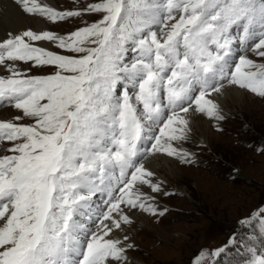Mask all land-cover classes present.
Returning a JSON list of instances; mask_svg holds the SVG:
<instances>
[{"label": "snow or ice", "instance_id": "obj_1", "mask_svg": "<svg viewBox=\"0 0 264 264\" xmlns=\"http://www.w3.org/2000/svg\"><path fill=\"white\" fill-rule=\"evenodd\" d=\"M17 2L52 23L100 18L65 35L28 28L0 38V66L10 73L0 75V107L22 112L17 122L0 121V141L13 153L0 156V264L125 261L133 245L113 237L132 222L127 210L157 215L140 186L162 191L143 161L166 153L190 162L173 142L187 139L190 111L224 119L212 97L226 84L264 96V63L233 59L237 39L264 57V0H96L82 11ZM151 25L159 31L143 34ZM129 42L132 62L125 61ZM17 61L30 67L21 72ZM100 193L106 199L97 206L92 197ZM259 216L264 234V211ZM245 247L247 264H264V247L260 254ZM227 251L201 250L194 264L209 255L223 264Z\"/></svg>", "mask_w": 264, "mask_h": 264}, {"label": "rangeland", "instance_id": "obj_2", "mask_svg": "<svg viewBox=\"0 0 264 264\" xmlns=\"http://www.w3.org/2000/svg\"><path fill=\"white\" fill-rule=\"evenodd\" d=\"M93 2L96 0H65L62 11H82ZM99 18L98 14L84 13L81 17L50 22V28L65 35ZM240 50L239 54L264 63V57L251 49ZM15 66L21 72L30 67L21 61L15 62ZM30 74L40 73L33 70ZM0 75L10 73L2 66ZM242 93L237 102L228 100L227 111L221 112L223 120L203 114L190 123L187 139L177 144L191 154L190 162L172 157L175 174L162 171L165 180L153 175L152 180L161 185V192L154 193L147 185L141 187L142 192L154 197L158 213L154 216L139 208L132 209L136 214L143 213L142 218L148 221L141 229L143 224L134 223L130 217L132 222L126 225L129 239L125 243L133 247L126 250L127 260L111 264H194L201 250L210 253L221 247L229 248L218 258L223 264H247L250 254L246 245L255 247L260 254L264 247V234L259 232L258 224L259 214L264 211V96L248 89ZM19 112L11 106L1 107L0 121L17 122L14 118L22 115ZM11 146V142L0 141V156L13 154L8 151ZM157 160L161 163V156ZM254 215V226L241 224ZM233 238L236 246L230 244ZM201 264H213V258L206 256Z\"/></svg>", "mask_w": 264, "mask_h": 264}, {"label": "bare ground", "instance_id": "obj_3", "mask_svg": "<svg viewBox=\"0 0 264 264\" xmlns=\"http://www.w3.org/2000/svg\"><path fill=\"white\" fill-rule=\"evenodd\" d=\"M38 2L54 7L58 11H62L63 5L65 4V0H38ZM28 28H32L33 30L51 31L50 22L45 21L43 18L34 17L31 14L23 12L22 7L19 5L17 0H0V38L6 37L7 35L14 32L26 30ZM37 46H44L47 50L55 49L53 45H49L47 44V42H37ZM1 68L2 66H0V69ZM242 90L243 89L239 88L238 86L226 84L222 91L218 94H213L212 98L214 99V102L218 104L221 112H224L227 111V104L230 100L234 102L240 100L243 94ZM202 116L203 114L201 115L200 113H193L190 111V113L185 116V118L188 120V130L190 129V123H195V119H199ZM204 121V123H207V120ZM203 126H205L206 128V124ZM179 143L180 141H174L173 145L177 147V144ZM159 156H161L162 158L161 163H159V161L157 160ZM143 162L145 164V167L148 170L152 171L153 174L158 178H162L165 180V176L162 171H168L170 174L176 173V171L174 172L172 170L173 168L171 166V162H173L172 156H168L166 153H156L152 156L147 157ZM141 187L143 188L144 186H140V190ZM127 212L133 219L134 223L137 222L140 225L143 224L141 229H144L143 227H145L146 221H148V219L142 218L143 213L136 214L132 209H128ZM131 231H133V229ZM128 233L129 231L126 230V225H123V231H117L116 235L113 238H118L121 240L123 239L124 235H127ZM165 238L166 240H169L168 236ZM126 264H128V262Z\"/></svg>", "mask_w": 264, "mask_h": 264}]
</instances>
